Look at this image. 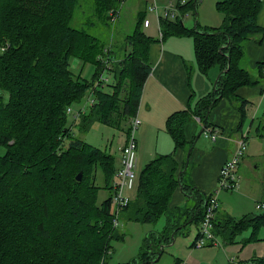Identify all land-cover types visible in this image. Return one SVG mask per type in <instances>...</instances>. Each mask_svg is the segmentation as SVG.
Returning <instances> with one entry per match:
<instances>
[{"label": "trees", "instance_id": "1", "mask_svg": "<svg viewBox=\"0 0 264 264\" xmlns=\"http://www.w3.org/2000/svg\"><path fill=\"white\" fill-rule=\"evenodd\" d=\"M82 1L0 0V147L7 150L0 155V264H107L111 241L124 239L113 227L110 179L116 171L115 157L72 135L68 109L89 94L94 101L89 113L79 118L73 115L75 121L80 120V131L88 132L98 122L114 129L126 128L130 134V119L138 111L144 83L152 71L149 48L156 40L144 32L148 14L143 10L125 38L131 51L125 48L114 66L108 58L111 66L107 70L115 74L116 85L111 92L102 91L106 83L100 79L106 69L99 57L107 58L102 55L106 44L91 33V25L90 30L72 26ZM198 1L191 0L182 13L197 14ZM94 2H99L96 10L99 17L105 15L103 19L116 6L115 0ZM215 8L224 17L219 28L202 29L196 22L189 29L182 17L160 21L162 40L193 38L202 73L215 67L220 70L215 89L198 100L196 107L168 118L166 129L175 151L194 149V141L186 139V125L196 116L204 129H209L212 110L223 99L241 113L236 132L243 130L251 101L241 98L238 91L264 82V61L257 65L258 78L241 67L244 44L263 42V36L257 38L264 34L258 24L262 0H221ZM73 58L97 66L91 82L71 70ZM94 162L104 176L103 186L98 185V172L90 176V169L84 168L80 181L73 174L79 165ZM187 168L185 163L180 169L175 154L151 160L139 174L135 198L121 219L156 224L170 211L174 192L182 189L193 202L192 208L186 209L183 225L200 226L211 195L183 185ZM262 187L264 202V181ZM101 190H109L110 195L99 203ZM217 211L212 223L218 241L234 243L249 229L253 239L264 227V211L241 218L229 214L216 217ZM179 227L168 222L158 239L156 232L147 235L141 253L128 264H151L162 253L163 242ZM253 264H264V257L254 259Z\"/></svg>", "mask_w": 264, "mask_h": 264}, {"label": "crops", "instance_id": "2", "mask_svg": "<svg viewBox=\"0 0 264 264\" xmlns=\"http://www.w3.org/2000/svg\"><path fill=\"white\" fill-rule=\"evenodd\" d=\"M134 1L135 0H126L122 2H124L123 6L126 5L129 6L128 9L129 11L133 10L132 8L136 9L133 11L137 12V16H138L139 13L143 10H145L147 14H149L148 8L154 2L158 7L159 15H160L159 2L161 1H162L161 3L165 4L163 5L165 9V7L171 3H180V2L185 3L182 6L184 7L191 0H137V4L134 3ZM219 1H216L214 6ZM138 6H142L143 10L138 11L137 8ZM182 7H180L179 12L183 16L182 19L184 25L189 29L194 28L196 26V22L200 23L199 15L196 14L195 20H190V22H192L193 27H189L186 22V19L189 18V14L192 11L186 10V13H182ZM218 14L220 13L218 12ZM223 18H224L223 15L222 17L217 16L214 20L213 25H207L204 27L219 28L223 22ZM146 20L148 19L146 18ZM258 24L262 28H264V0H262V8L258 16ZM150 28H152L151 22H150V26L148 28L145 27L144 29H150ZM157 28H158L157 30L158 33H160L158 27V20H157ZM162 38L163 37L160 34V39L150 45L148 61L152 68V71L148 79L144 83L138 111L135 115V117H138L141 120V125H144V130L140 134V138L138 141V151L142 150L143 154L139 155V158H137L136 166H139L140 169L138 173L135 172L136 187H138L139 174L141 173V171L151 160H153L157 156L175 154V159L178 162L180 169L184 167L185 163H187L188 160L187 152L182 149L175 151L174 141L166 129L167 120L172 114L176 112L187 110L189 107L192 108L196 107V102L198 100L207 96L215 89L216 82L220 72L219 67H215L211 69L208 74L202 73V71L199 69L197 64V59L194 51V42L192 37H187V36L182 37V38L192 39V43H193L192 45L190 42H188V44L187 42L184 41L182 42L181 40L182 38L180 37H169L165 40H162ZM248 50L250 51L252 56L258 58L254 62V64L257 67L258 63L264 61V37L262 43H257L255 40L249 41ZM184 51L185 52L189 51V55H187V57L190 59V61H192L193 66L189 67L187 65L185 58L186 55L184 56ZM263 94H264V89L259 87H244L238 91V95L241 98H245L250 101L254 97H258L259 95H263ZM251 104L252 102L248 105V107ZM248 107L246 108V112L248 111ZM240 120H241V113L234 104L230 103L227 99H223L222 101H220V103L213 108L212 113L208 119V123L210 126L209 129L210 128L213 129L215 127L216 130H218L221 135L216 141H213L210 138H208L213 143L212 148L208 151H205L201 147L197 146L200 137L204 134V126L201 123L200 118L195 116L193 121H191L186 125L185 128L186 139L189 143L194 141V149L192 150V153L189 156V162L187 163V165L188 168L189 167L192 168L193 178L196 182V187L199 188L202 192H204L208 196L213 194V192L215 191L218 183L220 170L222 166L226 163V161H228L232 157L237 147V142L239 141V139L242 136V133L244 132L245 124L243 130H241L240 132H236L238 131L237 129ZM260 128L261 126H258L257 136L260 139H264V137L260 136L262 135L260 132ZM147 136L150 137L149 142L146 141ZM205 138L207 137L205 136ZM125 141L126 139L124 140L123 143L118 145L117 154L116 151L114 153L116 169H118L121 165L120 149L123 147ZM146 142L148 143V145H146ZM247 150H248V140H247ZM245 156L242 162L244 161ZM239 170H240V166L237 173L238 177H239ZM184 175L182 181L184 180ZM113 176L110 184L113 182ZM262 184L263 182H261L259 185L261 198L259 201L256 202V205L258 202L263 201ZM133 190L131 191L126 190L124 192V195L127 196L128 198H131L132 196L130 195V193L133 192ZM218 202H219V207L216 217L218 216L221 217L224 216L225 214H229L230 216L237 218L236 215L240 216V214H245V215L259 214L257 208L251 209L252 206L251 204L245 201L239 202L236 198H234V196L219 194ZM192 206H193V202L183 193L182 189H177L174 192V195L172 196V200L170 203V211L168 212V214L171 213L170 214L171 217L168 219V222H173L174 224H178L180 225V227L175 231V233L169 236L170 240L168 242H163V245L160 246V248L162 249V253L164 251L165 246L172 244V238L174 239L177 238L180 234L184 233L185 228H188L186 225L181 224L179 219L183 214H185L186 209L188 210L189 208H192ZM220 209L221 211H219ZM191 224L193 225L195 223H191ZM154 232H156V239H158L159 233L161 232L153 231L152 233ZM198 233H199V224L196 225V229H194V233H193L194 239H197ZM174 241H176V239ZM208 247L209 249L206 250L202 249L203 251H201L200 254H196V252L192 250L189 255L191 263L190 261H188V263L216 264L218 261L217 264H223V263L228 264L224 262V259L218 258V256L220 255L219 252L221 251L215 250V248H218L217 246L212 245ZM184 262L185 261L180 262L179 264H182Z\"/></svg>", "mask_w": 264, "mask_h": 264}, {"label": "rangeland", "instance_id": "3", "mask_svg": "<svg viewBox=\"0 0 264 264\" xmlns=\"http://www.w3.org/2000/svg\"><path fill=\"white\" fill-rule=\"evenodd\" d=\"M126 1V0H124ZM219 0H200L198 3L197 14L199 15V21L201 26L204 29V26L213 25L214 20L217 16L222 17V15L218 14L215 9V2ZM116 6L114 9L120 12L119 19L116 23H112L109 17L111 9L107 13V18L104 16L99 17L97 13L99 2H94V0H85L80 3V6L76 10L75 20L72 22V26L77 27L79 29H87L90 30L88 24L91 25V33L94 36L99 37L103 43L106 44L104 49V54L106 57L98 56L102 61L107 64L108 58H112L113 66L116 59H120L124 56V51L131 48L126 47L125 38L129 36L134 27L137 20V12L133 10L129 11V6H123L124 2L122 0H115ZM162 2V1H161ZM159 2L160 6V15L165 14V9L163 7V3ZM168 2V1H167ZM187 2V1H186ZM137 4V0L134 1ZM217 4V3H216ZM105 7V6H104ZM138 11L143 10L142 6H138ZM97 9V10H96ZM147 19L152 23V28L144 29L145 34L153 39L159 40L160 33H158L157 28V16L153 13L148 12ZM179 15L178 17H180ZM169 21L177 20V17L170 15ZM196 14L192 11L189 14V18L186 19V22L189 27H193L192 22L190 20H195ZM264 37L263 35L257 36V38ZM182 38V37H180ZM182 42H190L191 45L192 39L190 38H182ZM189 43V44H190ZM249 42L244 44L245 46V56L241 62V67L248 70L250 74L254 78H258V69L254 62L258 59L251 55L248 50ZM167 46V45H166ZM189 49V46H188ZM186 55V63L189 67L193 66L192 61L187 57L189 55V51H184V56ZM71 70L77 75L81 76L83 80H87L91 82L94 78V75L97 71V66L90 63H84L82 60H78L73 58L71 60ZM111 66V65H110ZM103 79H107L106 86L103 87L102 91L111 92L113 86L116 84L115 74L105 71L103 75ZM257 87L264 89V82H261ZM91 95V94H90ZM89 94L86 98L79 104H74L70 108L76 112L81 109L85 104L86 114L90 111L89 104ZM252 104L248 107L247 111V119L245 122L244 133L248 132V150L246 152V156L244 161L240 165L239 170V189L236 192H226L223 191L220 194H226L229 196H234L239 202L245 201L251 204V209L256 208V202L260 200V183L264 181V139H260L257 136V128L261 126V134L264 135V94L259 95L258 97H254L251 100ZM80 120L75 121V117L73 115L68 116V128L72 129V135L77 138L83 140L85 143L91 145L92 147L107 151L109 154L115 156V151L117 154L118 145L124 142L127 137L126 128L124 129H114L107 125L101 123H95L88 132H82L79 129ZM131 122V121H130ZM252 125V126H250ZM144 130V125H141L137 129V133L135 132L136 141H137V158L139 155L143 154V151H138V141L140 138V134ZM149 136L146 137V141L149 142ZM146 142V145L148 143ZM69 145V141L65 142V146ZM198 147H201L205 151H208L212 148L213 143L210 139L205 138L204 134L200 137L198 142ZM111 147V149H110ZM6 148L0 147V155L3 156L6 154ZM187 152V157L189 154ZM139 152V154H138ZM99 163L103 164L105 161L98 160ZM107 165V164H105ZM90 169L89 175L92 176L95 172H98L100 166H95V162L93 164L87 163V165L82 166L79 165L76 167V172L74 171V175L78 176L79 173L83 175V169ZM82 169V170H81ZM140 167L137 166L135 172H139ZM97 170V171H96ZM79 171V173H78ZM104 176L99 171L98 172V185L103 186ZM94 184H97V178ZM184 185L188 186H196V182L193 178L192 168L189 167L186 170L183 180ZM137 191L136 183L133 192L130 193L132 196L130 201L135 198ZM112 193V192H111ZM109 190H101L99 194V203H102L107 197H109ZM250 209V210H251ZM221 211V209L219 210ZM264 211V210H262ZM247 213V212H246ZM171 213L165 214L158 223L156 224H141L139 222L126 221L121 219L119 228L117 229L118 233L124 236L123 240L113 239L111 241V250L107 256V264H128L131 261L137 259L139 254L141 253L142 247L144 246L145 239L147 235L149 237L152 236L153 231L161 232L165 229L168 219L171 217ZM245 214H240V216H244ZM236 215V217H240ZM187 215L183 214L179 221L181 224H184ZM241 218V217H240ZM114 227V226H113ZM188 228L184 229V233L180 234L175 239L172 238V244L165 246L163 253L157 255V259L152 261L151 264H179L180 262L185 261L187 264L190 261L189 255L193 250L196 254H200L201 251L209 249V247L203 248H194V242L196 239L193 237L194 229H196V224L187 225ZM156 238V236H154ZM252 231L246 230L241 235H239L234 243H226L223 240H219L220 246L215 248V250H219L218 258L224 259V262L228 264H253V260L256 258L264 257V227L256 234V236L251 239ZM193 245V246H192ZM203 249V250H202ZM196 250V251H195ZM191 263V261H190ZM218 263V261H217ZM216 263V264H217ZM224 264V263H223Z\"/></svg>", "mask_w": 264, "mask_h": 264}, {"label": "built area", "instance_id": "4", "mask_svg": "<svg viewBox=\"0 0 264 264\" xmlns=\"http://www.w3.org/2000/svg\"><path fill=\"white\" fill-rule=\"evenodd\" d=\"M124 1V0H122ZM185 3H171L165 7V14L162 16L159 15V10L155 2L148 8L149 12L156 14L158 20L159 32L162 35L160 21L162 19L168 20L170 15L174 17H178L181 15L179 12L180 7H182ZM120 16V12L116 9L110 11L109 17L111 22L116 23ZM180 17H183L182 15ZM144 26L148 28L150 26V21L145 20ZM111 65V60H107V64L104 63L105 69H109ZM264 74V70H263ZM104 75V74H103ZM103 75L101 76V81L107 83V79H103ZM93 97H89L88 105H93L94 101ZM85 104L81 109L74 112L71 108L68 109V114H72L75 117L79 118L83 114H86V106ZM141 124V120L138 117H134L130 122V134L127 135L126 141L123 147L120 149L121 151V165L118 169H116L113 182L110 184L112 189V206H113V226L114 228H119L121 215L123 210L129 205L130 198L124 195L126 190H133L136 180V163H137V141L135 137V132ZM204 135L207 138H210L213 141H216L220 137V132L216 129H204ZM247 140H248V132H243L241 138L237 142V147L232 155V157L226 161V163L222 166L218 183L215 191L211 194L210 200L207 203L206 210L204 213V218L199 226V235L194 243V248H203L210 245L220 246V242L214 236L213 232V219L215 216V212L219 207L218 196L223 191L236 192L239 189V179H238V169L239 166L246 154L247 151ZM257 210H264V202H258L256 205ZM182 264H187L186 262Z\"/></svg>", "mask_w": 264, "mask_h": 264}, {"label": "water", "instance_id": "5", "mask_svg": "<svg viewBox=\"0 0 264 264\" xmlns=\"http://www.w3.org/2000/svg\"><path fill=\"white\" fill-rule=\"evenodd\" d=\"M191 151H192V150L189 151L187 163L189 162V156H190V154H191ZM81 179H82V174L79 173L78 176H77V180L80 181Z\"/></svg>", "mask_w": 264, "mask_h": 264}, {"label": "bare ground", "instance_id": "6", "mask_svg": "<svg viewBox=\"0 0 264 264\" xmlns=\"http://www.w3.org/2000/svg\"><path fill=\"white\" fill-rule=\"evenodd\" d=\"M134 117V116H133ZM141 125V124H140ZM129 126V125H128ZM131 130V129H130ZM136 133H137V130H136ZM136 137V136H135ZM137 167V166H136ZM112 178V177H111ZM111 180V179H110ZM109 185V184H108ZM112 195V194H111Z\"/></svg>", "mask_w": 264, "mask_h": 264}]
</instances>
